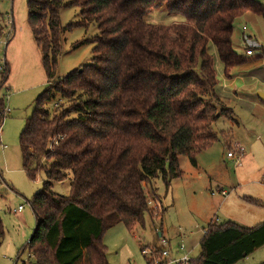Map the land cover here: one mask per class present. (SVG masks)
Wrapping results in <instances>:
<instances>
[{"label":"trees","instance_id":"obj_1","mask_svg":"<svg viewBox=\"0 0 264 264\" xmlns=\"http://www.w3.org/2000/svg\"><path fill=\"white\" fill-rule=\"evenodd\" d=\"M70 5L80 9L79 24L94 22L98 35L91 62L56 78L59 13ZM26 7L47 84L19 136L24 172L31 180L44 176L28 201L35 225L20 253L27 250L36 264H108L104 232L143 227L149 197L157 198L152 180L168 186L181 178V156L196 166V156L219 140L212 126L221 116L238 123L215 94V59L227 78L234 67L260 62L264 47L236 52L233 29L246 14L264 20V0H27ZM160 7L184 22L144 21ZM0 69L1 87L6 61ZM223 133L230 148V132ZM64 181L67 196L53 191ZM242 200L264 209V198ZM204 229L199 255L186 264H236L264 246V220L252 227L210 220ZM4 233L0 219V244Z\"/></svg>","mask_w":264,"mask_h":264},{"label":"rangeland","instance_id":"obj_2","mask_svg":"<svg viewBox=\"0 0 264 264\" xmlns=\"http://www.w3.org/2000/svg\"><path fill=\"white\" fill-rule=\"evenodd\" d=\"M26 1L0 0V66L6 61L9 68L7 80L0 87V101L4 109V116L0 121V219L5 230L0 244V264H12V261L14 264H24L27 259V250L22 253L20 250L27 243L35 225L28 201L39 191L44 179L41 173L35 180L26 175L22 168L19 146V136L25 120L31 115L35 99L47 84L41 65V54L28 26ZM67 1L70 0H64ZM255 16L257 17L251 21L243 16L240 18L242 23L234 24L233 45L238 53H246L247 48L264 43V20L258 15ZM59 17L62 51L57 60L56 78L91 62L93 39L98 35L94 22L79 24L80 9L75 5L61 8ZM143 19L145 22L163 25L183 23L185 20L181 14L168 13L164 7L152 9ZM243 25L247 27L245 41L240 35ZM79 41L83 43L76 46ZM211 52L214 53L213 48ZM215 69L217 79L220 80L223 69L217 59ZM245 69L243 67L239 71ZM238 75L244 76L239 73ZM218 83L216 88L223 92L224 85ZM244 92L243 90L242 93ZM226 96L229 97V105L237 115L240 127H232L223 116L218 118L212 130L221 139L196 156V166L190 163L188 157L181 156V178L171 180L168 186L160 178L152 180L157 201L149 197L150 211L144 216V226L129 232L122 224H117L104 232L102 242L107 248L108 264H147L150 255H144L141 247L151 249L152 255H156L155 258L158 259L159 250L165 249L160 245L161 238L166 239L169 245L165 264H177L171 260H178L183 256H187L190 261L200 253V240L210 220L217 224L226 221L238 222L237 224L243 226H254L263 220L261 218H264V209L249 206L242 200V197H250L251 194L258 196L254 194H259L264 183V173H259L264 168L263 163L258 159L250 162V132H247L250 130V110L244 105L248 100L241 98L239 101L232 91ZM51 105L52 103L48 107ZM228 131L233 135L236 133L242 142L239 144L244 147L245 157L243 156L240 163L226 155L234 146L233 144L228 148L223 141L229 133H221ZM260 131H264V128ZM257 148L258 155L264 152L260 147ZM251 179L252 182L257 179L258 182L261 181L250 184ZM222 190H225L224 194L221 193ZM53 191L67 196L69 181L55 183ZM19 206L23 210L14 213L13 210ZM247 213L250 216L244 218ZM181 245L184 249H180ZM262 253L264 254V248L257 249L236 264L263 262L259 261ZM80 264H84V260Z\"/></svg>","mask_w":264,"mask_h":264},{"label":"crops","instance_id":"obj_3","mask_svg":"<svg viewBox=\"0 0 264 264\" xmlns=\"http://www.w3.org/2000/svg\"><path fill=\"white\" fill-rule=\"evenodd\" d=\"M255 17H257V16L251 15V14L250 15L246 14L243 18H245L246 20L250 19V21H251ZM240 18L237 20V23H239V22L242 23L241 22L242 19L240 20ZM240 29H241V31H240L241 38L243 41H245V32L247 31V27L245 25H243L242 28H240ZM250 37H252L251 34H250ZM234 38H235V36H234ZM256 47H264V43H260V44L257 43ZM246 51H247V49H246ZM256 53H258V51H256ZM239 69L240 68H238V67H234V69H231V71L229 73V78L222 75V78L220 80H218V82H220L224 85L223 86L224 91L219 92L218 88H216L215 94L219 98V100L221 101L222 105H224V106H226L232 110V112H233L232 115L234 116V118L238 122L236 124V126L231 125V123H230V125L234 128L240 127L239 120L237 118V115L234 113L233 108L229 105L230 104L228 101L229 97L226 95L228 92L232 91L234 97H238L239 101H241V98L248 100L247 103H244V105L250 110V130L247 131V132H250V162L254 161L255 159H258L264 165V152H262L258 155V148H257V146H258L264 150V131H260L262 128H264V101H262L256 95L257 92L264 93V57L260 60L259 63L246 67L245 71H239ZM238 73L241 75H244V76H240V75H238ZM218 86H219V83H218ZM243 90L245 91L244 93H242ZM249 91H250V93H249ZM230 137H231V142H230L231 145H233V144L234 145L235 144L241 145L239 143H242V142L240 139H238L239 136H237L236 133L234 135H233V133L232 134L230 133ZM257 137H259V138L257 139ZM261 140H262V142H261ZM243 156L245 157V155H243ZM243 156L240 158L238 163H240L241 159L243 160ZM196 164H197V162H196ZM259 173L260 174L264 173V168H262V170H260ZM0 178H1V176H0ZM252 181L253 180L251 179L250 184L251 183L256 184L258 182V179L255 182H252ZM260 181L261 180H259L258 183H260ZM261 188H262V190H260L259 194H254V195H258V196H253L250 192V194L253 196V198L255 197L256 199H259V200H262L264 198V183H263V187L261 186ZM221 193H225V190H222ZM251 195H250V197H252ZM257 209H260V208H257ZM248 216H250V213H247L246 215H244V218H247ZM261 219L264 220L263 216ZM262 221H260V222H262ZM240 225H242V224H240ZM244 227H252V226H244ZM158 236L160 237L161 234H159ZM262 248H264V246H262L258 250H262ZM259 261H264V254L262 256H260Z\"/></svg>","mask_w":264,"mask_h":264},{"label":"built area","instance_id":"obj_4","mask_svg":"<svg viewBox=\"0 0 264 264\" xmlns=\"http://www.w3.org/2000/svg\"><path fill=\"white\" fill-rule=\"evenodd\" d=\"M247 55L251 54L250 50L246 51ZM244 154V148L241 145L235 144L232 149L230 151L227 152V157L234 160L236 163L239 162L240 158L243 156ZM224 194V193H222ZM23 210L22 206H19L17 209L13 210L14 213H20ZM160 245L161 247L165 248L161 250V258L156 259L155 256H153V251L151 249H149L148 247H144L142 249V253L144 255H150L149 259L152 261V264H165L164 260L166 258V256H168V241L164 238H161L160 240ZM180 249H184V246L181 245ZM156 251V250H155ZM188 261V257L187 256H183L180 259H176V260H171V262L180 264V263H185ZM24 264H36L33 256L31 254H28L27 259L23 262ZM12 264H14V261H12Z\"/></svg>","mask_w":264,"mask_h":264},{"label":"water","instance_id":"obj_5","mask_svg":"<svg viewBox=\"0 0 264 264\" xmlns=\"http://www.w3.org/2000/svg\"><path fill=\"white\" fill-rule=\"evenodd\" d=\"M256 95H257L262 101H264V93H262V92H257Z\"/></svg>","mask_w":264,"mask_h":264}]
</instances>
